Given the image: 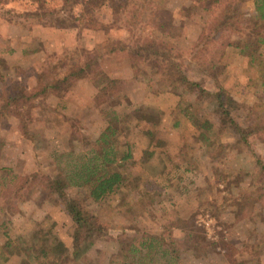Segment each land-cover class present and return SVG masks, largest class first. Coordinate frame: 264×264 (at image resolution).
<instances>
[{
	"label": "rangeland",
	"instance_id": "1",
	"mask_svg": "<svg viewBox=\"0 0 264 264\" xmlns=\"http://www.w3.org/2000/svg\"><path fill=\"white\" fill-rule=\"evenodd\" d=\"M43 1L0 0V93L18 84L30 96L37 88L38 73H54L56 62L83 65L93 60L99 78L77 81L66 96L52 93L20 99L10 107L24 117L8 111L0 118V176L10 169L21 185L13 189L12 184L13 190L0 199V224L11 236L27 237L41 222H54L63 241L69 243L63 199L45 187L46 181L71 152L83 151L85 141H93L102 130V110L153 101L161 107L156 120L139 124L133 118L127 135L120 136V146L132 144V158L122 167V184L136 177L138 187L122 186L99 200L92 199L86 188H66V194L79 198L109 228V235L95 242L82 263H104L114 250L112 233L128 240L135 231H157L179 219L165 233L177 250L178 264H264V132L251 136L248 144L230 147L235 136L219 130L222 125L213 100L216 85L237 82L231 89L235 98L253 104L257 98L250 84L258 65L249 64L247 56L233 47L222 51L231 36L225 33L214 46L210 44V54L221 50L216 57L218 80L200 71L194 59L207 51L197 42L210 13L201 10L197 0H143L144 5L140 0H128L127 5L125 0L107 1L90 12L77 9L75 3L66 5L64 0H45L50 7ZM63 3L68 11H60L59 16L65 21L25 16L61 10ZM142 6L145 19L135 24ZM241 8L251 11V0H245ZM89 20L95 28L85 26ZM146 42L158 49L171 47L174 55L183 54L177 60L204 89L202 97L197 90L185 94L183 106L213 122L220 131L216 140L224 146L213 151L217 144L212 143L207 150L190 122L170 108L173 97H153L155 87L148 85H156L154 71L142 75L144 81L135 78L127 47ZM109 85L114 86L111 95L103 103L94 100V94ZM3 101L0 95V105ZM144 129L162 143L155 146L152 157L144 153L153 146H147ZM5 197L10 203H5ZM3 238L0 235V242ZM150 264L163 262L154 258Z\"/></svg>",
	"mask_w": 264,
	"mask_h": 264
},
{
	"label": "trees",
	"instance_id": "2",
	"mask_svg": "<svg viewBox=\"0 0 264 264\" xmlns=\"http://www.w3.org/2000/svg\"><path fill=\"white\" fill-rule=\"evenodd\" d=\"M107 1L118 4L121 0H64L66 5L75 3L74 7L87 12L101 7ZM125 1L127 5L128 0ZM244 1L197 0L201 10L210 13L207 24L201 29L197 42V44L204 45L207 51L194 59L200 71L208 77H213V81L218 80L216 57L221 50L213 51V55L210 54V44L213 42L214 46L215 40L225 33H229L231 36L228 41L222 44L224 46L222 51L228 46L233 47L237 53L247 56L249 64L258 65L255 68L254 81L250 84L255 87L253 94L257 98L253 104L235 98L231 89L232 85H239L237 82L229 83V86L216 85V90L213 93L215 111L219 115L222 125L219 130L235 136L233 143L228 144L230 147H236L242 143L248 144L251 136L264 132V0H251L252 10L249 12L241 8ZM138 3L144 5L143 0ZM43 4L50 7L45 0ZM62 6L61 10L53 11L55 9L53 8L48 13L37 12L25 16L33 18L47 16L65 21V18L59 16V13L60 11L66 13L68 10H65L64 3ZM110 6L114 8V6ZM141 9L135 24L142 23V18L145 19V7L142 6ZM85 23L86 27L95 28L94 22L89 20ZM149 44L146 42L132 48L127 47L128 62L135 78L139 77L144 81L143 76L147 77L151 71H154L156 76L153 82L158 86L148 85L155 87L152 92L153 97L162 99L173 97L174 103L170 105V108L190 122L197 132L198 139L207 150L211 148L212 143L213 146L217 144L213 151L224 146L222 142L216 140V135L220 131H216L213 122L208 118L199 117L189 108L183 106V102L187 98L185 94L197 90L198 95L202 97L204 92L199 82L190 78L186 74V68L184 67V69L180 65L181 62L177 60L183 57V54L174 55L171 47L158 49ZM145 63L151 64V67L146 68ZM59 69L65 70L59 73ZM53 72L38 73L37 88L28 97L25 96L18 84L10 90L2 91L0 95L4 101L0 105V118L8 111L20 118L24 117V113L18 112L15 107H10L20 99L27 101V99L52 93L66 96L77 81L81 79L92 81L99 78L95 61L90 59L86 60L83 65L76 62H64V64L56 62ZM46 78L48 80L45 81ZM248 79L250 81L252 78L248 77ZM164 83L169 87L168 89L163 86ZM113 87L112 85L102 87L94 94V100L103 103L111 95ZM25 102L22 106L26 104ZM159 107L160 105H155L153 101H146L129 105L123 110L115 108L102 110V118L105 121L102 130L93 141H85L83 151L71 152L45 185L48 190L55 192L63 199L64 212L69 218L66 230L69 243L63 241L54 222L50 224L41 222L27 237L11 236L5 229L4 223H1L0 235H3L4 238L0 242V264H9L10 260H16L14 264H83L84 256L95 242L103 240L109 235V228L104 226L93 213L85 209L79 198L66 194V188H86L92 199L99 200L105 195L118 191L122 186L125 188L138 187V178L136 177H131L128 183L122 184L125 181L122 167L126 161L132 158V144L126 143L125 146H120V136L123 137L129 131V121L133 118L139 124H152L161 111V107ZM143 134L147 138V146L153 145L150 149H145L144 153L152 157L155 153V146L160 147L162 143L159 139L154 138L152 132L147 129L143 130ZM212 134L213 138H210ZM216 155L217 152H213V156ZM11 173L10 169H4V173L0 176V199L4 196V192L21 186L15 180L17 176ZM14 183L15 186L12 189L11 185ZM5 203H10L8 197H5ZM2 210L0 203V212ZM177 222H181V220L178 219ZM177 222H172L169 226L162 227L157 231L146 229L135 231L136 235L128 240H124L121 233H112L110 237L114 250L107 260L104 263L88 262L86 264H150L154 258H158L159 263L162 261L163 264H178L177 250L171 242L172 239L167 238L165 234L169 233L177 225Z\"/></svg>",
	"mask_w": 264,
	"mask_h": 264
}]
</instances>
